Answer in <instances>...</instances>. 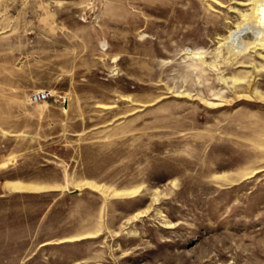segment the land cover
<instances>
[{
  "label": "rangeland",
  "instance_id": "rangeland-1",
  "mask_svg": "<svg viewBox=\"0 0 264 264\" xmlns=\"http://www.w3.org/2000/svg\"><path fill=\"white\" fill-rule=\"evenodd\" d=\"M253 2L0 0V264H264Z\"/></svg>",
  "mask_w": 264,
  "mask_h": 264
},
{
  "label": "bare ground",
  "instance_id": "bare-ground-1",
  "mask_svg": "<svg viewBox=\"0 0 264 264\" xmlns=\"http://www.w3.org/2000/svg\"><path fill=\"white\" fill-rule=\"evenodd\" d=\"M251 11L245 18L247 22L229 33L230 43L236 48L240 46V39H246L253 34H255L256 37L259 35H261V37L264 36V0H254ZM250 18L257 21L256 26H252L248 22Z\"/></svg>",
  "mask_w": 264,
  "mask_h": 264
},
{
  "label": "crops",
  "instance_id": "crops-1",
  "mask_svg": "<svg viewBox=\"0 0 264 264\" xmlns=\"http://www.w3.org/2000/svg\"><path fill=\"white\" fill-rule=\"evenodd\" d=\"M6 95V94H5ZM8 96H4L5 98H2V97H0V100H3V101H5V100H7V101H12V100H15L16 98L15 97H13V95H12V93H10V94H7ZM29 100V98L27 97V96H24V95H21L20 96V99H18V101L20 102V104L22 103L26 108H27V105L29 104L30 105V103H33V102H30V101H28ZM30 102V103H29ZM9 104H4L3 105V108H2V112L0 113V116H6V113H7V109L9 108V107H7ZM10 106H12V103H11V105ZM22 115V114H21ZM26 117H29V115H28V113L25 115ZM4 118V117H3ZM62 122H64V121H62ZM5 128L3 127V125L1 124V127H0V132L2 131L3 132V130H4ZM60 131H63V132H69V131H72L71 129H70V127L68 126V125H65V124H63V130L61 129ZM25 154H27V153H23V156L25 155ZM21 157V156H20ZM12 180H15V181H18V182H23L22 181V179L19 177H15V178H13ZM22 184H25L24 182L22 183Z\"/></svg>",
  "mask_w": 264,
  "mask_h": 264
},
{
  "label": "built area",
  "instance_id": "built-area-1",
  "mask_svg": "<svg viewBox=\"0 0 264 264\" xmlns=\"http://www.w3.org/2000/svg\"><path fill=\"white\" fill-rule=\"evenodd\" d=\"M50 95L49 90H37L29 94L28 98L31 102H39L47 99Z\"/></svg>",
  "mask_w": 264,
  "mask_h": 264
}]
</instances>
